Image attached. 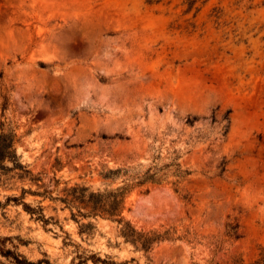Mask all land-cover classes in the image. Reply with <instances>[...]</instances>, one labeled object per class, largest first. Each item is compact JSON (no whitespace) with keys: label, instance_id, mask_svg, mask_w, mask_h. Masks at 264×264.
<instances>
[{"label":"rangeland","instance_id":"374dc122","mask_svg":"<svg viewBox=\"0 0 264 264\" xmlns=\"http://www.w3.org/2000/svg\"><path fill=\"white\" fill-rule=\"evenodd\" d=\"M0 119L29 172L0 186V239L26 259L264 264V0H0ZM149 168L122 213L165 236L147 252L60 201Z\"/></svg>","mask_w":264,"mask_h":264},{"label":"trees","instance_id":"16d2710c","mask_svg":"<svg viewBox=\"0 0 264 264\" xmlns=\"http://www.w3.org/2000/svg\"><path fill=\"white\" fill-rule=\"evenodd\" d=\"M5 105L2 110L4 112ZM19 137L16 130L10 127L4 120L0 119V186L10 181L13 178L19 180L24 179L28 174L25 165L22 164L20 157L17 153V145ZM176 177L183 178L188 175V172H182L179 164L175 165ZM161 169L152 171L149 168L142 175H130V170L117 169L108 170L106 174L101 175L103 180L115 181L120 176L123 177L122 185L114 189H104L102 191H91L90 188L84 186H73L65 190L64 198L60 201L71 211V217L76 220L77 217L81 218H97L100 217L105 220L116 222L121 226L120 233L126 242L139 246L144 251H149L153 244L165 239L164 235H160L155 231L138 232L129 222L122 216L125 199L133 190L145 187L147 183L160 184L161 177L159 176ZM23 194L26 192L23 190ZM35 196H42L47 194L32 193ZM13 201L17 203L20 199L12 197L7 198V202ZM23 207L30 215H37L38 219L44 223L47 220L42 215V209L30 208V206L23 204ZM75 211V213H73ZM7 239H0V264H51L48 260L41 259L37 261H30L25 257L19 255L14 250L5 247L4 242ZM4 259V261H2Z\"/></svg>","mask_w":264,"mask_h":264}]
</instances>
